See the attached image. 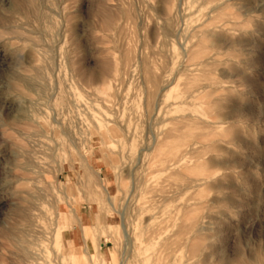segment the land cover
<instances>
[{"label":"rangeland","instance_id":"rangeland-1","mask_svg":"<svg viewBox=\"0 0 264 264\" xmlns=\"http://www.w3.org/2000/svg\"><path fill=\"white\" fill-rule=\"evenodd\" d=\"M0 264H264V0H0Z\"/></svg>","mask_w":264,"mask_h":264}]
</instances>
